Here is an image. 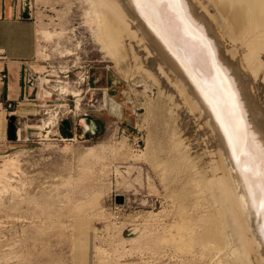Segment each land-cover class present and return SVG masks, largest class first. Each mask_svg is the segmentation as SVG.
<instances>
[{
  "label": "rangeland",
  "instance_id": "obj_1",
  "mask_svg": "<svg viewBox=\"0 0 264 264\" xmlns=\"http://www.w3.org/2000/svg\"><path fill=\"white\" fill-rule=\"evenodd\" d=\"M28 1L43 64L34 74L51 80L43 85L51 95L42 90L45 106L36 107L37 115L15 117L21 140L0 143V264H247L236 236L221 245L202 233L215 206L225 209L214 198L216 187H208L214 141L175 89L138 70L139 56L121 50L116 64L100 50L86 0ZM198 1L215 14L211 23L223 35L224 53L230 57L235 50L254 113L264 119V40L258 43L261 63L248 55L258 68L249 74L241 51L259 34L240 37L245 22L232 18L219 0ZM45 28L55 34L51 42L42 40ZM59 84L80 93L60 94ZM33 88L40 104L39 78ZM47 109L58 121L46 137L36 125ZM86 115L99 127L84 137L79 119ZM63 119L71 137L60 133Z\"/></svg>",
  "mask_w": 264,
  "mask_h": 264
},
{
  "label": "bare ground",
  "instance_id": "obj_2",
  "mask_svg": "<svg viewBox=\"0 0 264 264\" xmlns=\"http://www.w3.org/2000/svg\"><path fill=\"white\" fill-rule=\"evenodd\" d=\"M86 2L89 5L86 13L94 23L93 35L100 50L116 64L121 63V50L139 56L137 69H145L144 71L150 73L157 81L160 79L161 86L163 84L174 88L173 91L181 102L188 107V113L193 114L191 117H197L199 120L202 133L207 132L212 137V147L215 149H211V152L215 160L211 162L213 166L210 163L212 177L209 178L208 187H216L218 193L214 192V198L225 206V212L216 205V209L207 215L202 232L207 241L227 245L229 238L236 236L240 242L239 248L244 249L243 256L247 258V264H264V119L254 113L250 91L248 92L244 75L242 76L237 66L240 59L233 55L235 50L230 51V57L224 53L223 35L221 36L217 27L211 23L215 14L211 15L198 0ZM219 4L223 9L230 10L232 18L238 23L245 22L241 31H237L240 37L250 38L249 35L254 31L259 34L258 40H250L251 42L244 46L246 50L241 51V60L247 61V72L253 73L257 68L254 69L256 62L252 61V66V63L249 64V58L257 57L262 48L258 43L264 40V0H219ZM45 29L40 32L42 40L51 42L55 34L50 29ZM240 37L232 40L241 39ZM228 39L231 41L230 36ZM257 61L261 63L260 60ZM42 76L46 75H39L40 91L42 85L51 82ZM56 90L63 95L78 96L80 93L78 89L70 90L60 84ZM46 92L48 96L51 95L50 91ZM256 97L258 98V95ZM110 105L113 112L118 110L117 104L112 102ZM43 113L48 116L41 124L36 125V128L47 137L50 130L57 125L58 118L56 111L52 112V109ZM5 179L7 182L11 180L8 177ZM228 227L232 229L231 235L226 234ZM169 235L171 236V233ZM220 248L218 245L217 249ZM233 252L237 259L241 260L238 248Z\"/></svg>",
  "mask_w": 264,
  "mask_h": 264
},
{
  "label": "crops",
  "instance_id": "obj_3",
  "mask_svg": "<svg viewBox=\"0 0 264 264\" xmlns=\"http://www.w3.org/2000/svg\"><path fill=\"white\" fill-rule=\"evenodd\" d=\"M26 1L27 14L23 9ZM37 29L28 0H0V72L5 74L0 79V143L6 138L10 115L34 116L38 114L37 106H45L41 103L43 85L38 104L34 88L25 83L29 74L39 72L43 66L38 58Z\"/></svg>",
  "mask_w": 264,
  "mask_h": 264
},
{
  "label": "water",
  "instance_id": "obj_4",
  "mask_svg": "<svg viewBox=\"0 0 264 264\" xmlns=\"http://www.w3.org/2000/svg\"><path fill=\"white\" fill-rule=\"evenodd\" d=\"M24 13H28V2L26 1L24 4ZM15 121V116L10 115L8 119V127H7V132H6V137L10 141H14L16 139V125L14 124ZM82 127H84V122L87 121L89 124L86 128H84L82 132V136L86 137L87 132L90 134H95L98 131V124L96 123L95 119L91 116H84L79 119ZM60 133L62 135H66L68 137H71L72 132L70 130V122L67 119H63L61 121V125L59 126ZM117 202H122V197L118 196Z\"/></svg>",
  "mask_w": 264,
  "mask_h": 264
},
{
  "label": "built area",
  "instance_id": "obj_5",
  "mask_svg": "<svg viewBox=\"0 0 264 264\" xmlns=\"http://www.w3.org/2000/svg\"><path fill=\"white\" fill-rule=\"evenodd\" d=\"M4 77H5V74L2 73V72H0V79H3ZM38 78H39V77L36 76L34 73L29 74V75L26 77V79H25V83H26L27 86L33 88V87L36 86V84H37V79H38ZM7 107H10V104H7ZM15 132H16V135H15V136H16V139H18V129H16Z\"/></svg>",
  "mask_w": 264,
  "mask_h": 264
},
{
  "label": "flooded vegetation",
  "instance_id": "obj_6",
  "mask_svg": "<svg viewBox=\"0 0 264 264\" xmlns=\"http://www.w3.org/2000/svg\"><path fill=\"white\" fill-rule=\"evenodd\" d=\"M87 116V115H86ZM96 121V120H95ZM96 123L98 124V122L96 121ZM88 122L87 121H85L84 122V127L83 128H86L87 126H88ZM98 127H99V124H98ZM89 134V132H87V135Z\"/></svg>",
  "mask_w": 264,
  "mask_h": 264
}]
</instances>
